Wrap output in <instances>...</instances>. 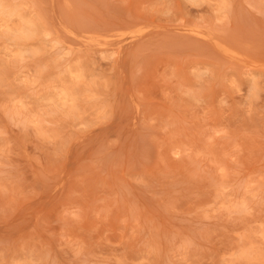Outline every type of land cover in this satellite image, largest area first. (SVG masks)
Masks as SVG:
<instances>
[{
	"label": "rangeland",
	"instance_id": "374dc122",
	"mask_svg": "<svg viewBox=\"0 0 264 264\" xmlns=\"http://www.w3.org/2000/svg\"><path fill=\"white\" fill-rule=\"evenodd\" d=\"M0 264H264V0H0Z\"/></svg>",
	"mask_w": 264,
	"mask_h": 264
}]
</instances>
